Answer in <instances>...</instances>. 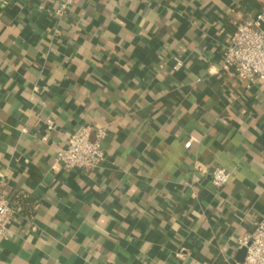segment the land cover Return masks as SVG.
<instances>
[{
  "label": "crops",
  "instance_id": "crops-1",
  "mask_svg": "<svg viewBox=\"0 0 264 264\" xmlns=\"http://www.w3.org/2000/svg\"><path fill=\"white\" fill-rule=\"evenodd\" d=\"M58 5L0 0V264L241 263L264 216V84L223 56L264 0ZM84 127L102 165L55 169Z\"/></svg>",
  "mask_w": 264,
  "mask_h": 264
},
{
  "label": "built area",
  "instance_id": "built-area-1",
  "mask_svg": "<svg viewBox=\"0 0 264 264\" xmlns=\"http://www.w3.org/2000/svg\"><path fill=\"white\" fill-rule=\"evenodd\" d=\"M55 11L58 18L66 16L75 0H58ZM264 16L241 23L232 34L224 51L223 68L234 73L237 78L249 84H264ZM178 67L182 66L178 62ZM92 129L84 127L71 134L66 146L57 153L54 168L92 170L102 165L105 155L102 149L104 134L99 131L97 139L92 140ZM191 142L186 144L189 149ZM233 174L217 168L212 174V182L217 188L229 183ZM14 214L9 201L0 188V236H5ZM239 246L246 250L244 260L239 264H264V216L256 222L255 230L239 240Z\"/></svg>",
  "mask_w": 264,
  "mask_h": 264
}]
</instances>
